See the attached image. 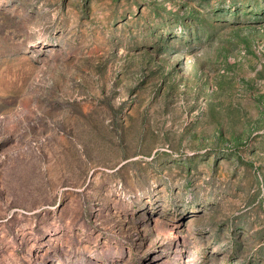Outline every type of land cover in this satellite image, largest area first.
I'll use <instances>...</instances> for the list:
<instances>
[{"label":"rangeland","instance_id":"1","mask_svg":"<svg viewBox=\"0 0 264 264\" xmlns=\"http://www.w3.org/2000/svg\"><path fill=\"white\" fill-rule=\"evenodd\" d=\"M0 264H264V0H0Z\"/></svg>","mask_w":264,"mask_h":264}]
</instances>
